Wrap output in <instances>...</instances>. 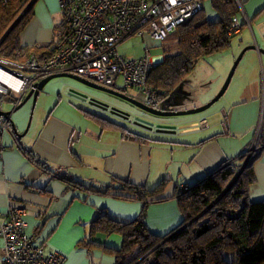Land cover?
<instances>
[{
    "label": "crops",
    "instance_id": "0c3cea01",
    "mask_svg": "<svg viewBox=\"0 0 264 264\" xmlns=\"http://www.w3.org/2000/svg\"><path fill=\"white\" fill-rule=\"evenodd\" d=\"M236 3L243 27L227 54L229 65L245 47L254 44L257 50L246 51L238 63L224 93L225 99L219 101L214 112L217 118L185 117L177 122L175 130L155 131L165 138H151L138 144L122 138L119 130H103L94 119L85 116L87 112L102 117L96 112L76 110L61 101L53 110L45 108V119L36 122L24 136H18L24 133L20 115L16 121L11 115L16 130L11 128L12 134L2 135L0 223L9 208L30 211L24 218L34 245L42 246L45 254L63 255L62 264L115 263L111 250L122 246V237L89 234L91 222L101 212L113 221L129 223L146 205L145 224L151 234L165 236L180 229L183 217L175 200L176 188L191 186L220 165L238 158L253 142L259 124L260 139L264 141V55L258 52L264 48V0H236ZM33 11L20 43L27 47L48 45L53 27L62 18L58 1L36 0ZM215 13L216 18L209 22L219 21ZM42 94L41 91L36 102ZM72 100L82 102L73 97ZM9 108L3 106L2 110ZM56 109L76 114L54 115ZM103 118L124 127L115 119ZM203 121L207 129L192 128ZM24 151L43 163L46 172L31 163ZM260 152L254 164L256 182L250 186V199L254 202L264 201V150ZM113 178L150 190L162 180L168 181L160 194L147 201L120 200L112 195L119 192L105 195L91 190L117 187ZM65 179L80 185L69 184ZM2 247L0 237V251Z\"/></svg>",
    "mask_w": 264,
    "mask_h": 264
},
{
    "label": "trees",
    "instance_id": "16d2710c",
    "mask_svg": "<svg viewBox=\"0 0 264 264\" xmlns=\"http://www.w3.org/2000/svg\"><path fill=\"white\" fill-rule=\"evenodd\" d=\"M35 1L0 0V39L24 12L0 43V59L24 63L34 56L43 60L51 53L49 44L52 38L67 31L64 14L60 11L62 18L53 27L48 45H21L20 37L32 20ZM209 2L217 12L219 21L209 22L203 7L199 13L178 25L160 44L165 58L151 68L147 80L148 87L153 91L170 95L180 83L189 81L194 67L201 59L230 48L232 41L240 33L243 23L238 18L236 0ZM233 18L239 21L236 32H230ZM16 99L12 97L11 100ZM22 100L23 98L20 103ZM85 116L94 119L103 130H119L122 138L130 142L145 144L151 139L144 133L129 131L103 117L87 112ZM260 153L253 155L243 166L226 192L225 189L235 176L228 169L229 161L186 187L183 192L178 191V186L175 200L183 222L177 231L165 236L151 234L145 224L147 206L144 205L139 215L129 223L113 221L105 212H101L91 222L89 234L99 232L122 237V246L118 250H111L114 264H264V201L254 202L250 199V186L256 182L254 164ZM23 154L46 172L45 165L29 151H24ZM65 180L69 184L80 185L75 181ZM167 181L162 180L150 190L145 186L113 178L112 182L117 187L108 186L105 191L91 190L105 195L119 192L112 195L120 200L147 201L160 194Z\"/></svg>",
    "mask_w": 264,
    "mask_h": 264
},
{
    "label": "built area",
    "instance_id": "2783aa9c",
    "mask_svg": "<svg viewBox=\"0 0 264 264\" xmlns=\"http://www.w3.org/2000/svg\"><path fill=\"white\" fill-rule=\"evenodd\" d=\"M59 10L67 24V31L56 35L50 42V55L43 60L30 57L24 63L0 59V71L10 75L16 84L0 81V103L10 106L0 115V156L4 149L2 135L11 133V113L18 106L22 94L28 93L42 78L70 73L78 75L107 88L115 89L117 77L123 80L126 90H133L135 100L152 107L164 97L147 85L152 67L159 64L150 57L146 47L138 59H125L118 53L119 45L132 36L149 37L162 43L178 25L196 15L203 8V0H57ZM239 27L233 18L230 32ZM68 95L87 100V97L69 91ZM16 97L15 101L11 100ZM129 123L139 128L154 131L155 126L141 119ZM207 127L205 121L193 125V129ZM155 131H161L155 129ZM257 131L250 146L245 147L238 158L227 163L228 169L238 175L250 158L263 148L258 142ZM185 186L178 191L183 192ZM31 212L23 208H9L0 223L3 247L1 264H62L64 256L59 253H44L42 246H35L25 216Z\"/></svg>",
    "mask_w": 264,
    "mask_h": 264
},
{
    "label": "rangeland",
    "instance_id": "374dc122",
    "mask_svg": "<svg viewBox=\"0 0 264 264\" xmlns=\"http://www.w3.org/2000/svg\"><path fill=\"white\" fill-rule=\"evenodd\" d=\"M203 7H204L205 17L208 21L216 18V13L211 8L209 0H204ZM160 44H161L160 42L153 41L149 39V37L147 36L145 37L132 36L127 38L119 45L118 53L120 56H123L125 59H138L142 55H144L145 49L146 47H148L150 51V57L152 59H157L159 62H161L162 61L161 58L163 54L160 48ZM227 54H230V48L215 53L213 55L206 56L198 62V64L194 67V71L189 79V82L185 84L184 87L187 90V92L191 94V97L190 99L183 101V103H181L180 106L177 107L176 111H187V110L199 108L205 105L206 103H208L211 99H213L216 96V94L221 89L223 83L225 82L226 77L233 65V63L229 65L230 58L227 57ZM116 84H117L116 89L118 90L124 89L123 80L121 77H117ZM219 85L220 87H218ZM69 91L79 92L80 94L89 98V100L85 99L82 102L73 101L72 97L68 96ZM42 92H43L42 97L40 98V100H37L35 105H33L30 99L18 111L12 114L13 116L12 119L15 121L16 119H18V115H20L19 122H22V126H23L22 133L27 128L30 115H31V120L27 132L29 130H32L36 122L38 121L42 122L45 119L46 117V112L44 111L45 108L49 110H53L54 106L57 105L59 101H61V104H68L69 106L74 107L76 110L77 108H83L84 110H87L89 112H96L102 117L106 116L108 119H115L119 123H121L122 126L126 127L129 131H133V132L138 131L146 134V137H150L154 139L155 138L163 139L165 137L155 134V130L149 131L146 129H141L135 124H132L131 126L130 124H128L129 118L132 119L138 117L144 121H147L148 123L154 122L155 129L157 128V126L176 129L178 124L177 122L185 117H193L194 119L197 117H204V116H206L207 118L209 117L217 118L218 116L214 112L217 110V106L220 103L219 101H224L225 99V97H223L225 95L224 94L210 108L199 114L187 115V116L155 117L144 113L143 111L139 110L138 108L132 106L131 104L127 103L122 99L104 93L102 91L88 88L68 78H55L48 81L44 85ZM130 94L131 96H133L134 92L130 91ZM207 98L209 99L206 101ZM93 100L108 106V109L104 110L102 109V107L92 104ZM3 106L4 105L0 103V110H2ZM111 108L117 109L119 111H123L125 113H129L128 119H123L120 116L111 113ZM53 114L58 116H67L76 113L73 111H61L60 109H56L55 111H53ZM207 128L208 125L207 127L201 130H205ZM109 134L115 135V132H109Z\"/></svg>",
    "mask_w": 264,
    "mask_h": 264
},
{
    "label": "water",
    "instance_id": "95a60500",
    "mask_svg": "<svg viewBox=\"0 0 264 264\" xmlns=\"http://www.w3.org/2000/svg\"><path fill=\"white\" fill-rule=\"evenodd\" d=\"M23 15H24V12L18 17V19L13 23V25L3 35V37L0 39V43L6 38L8 33L14 28V26L18 23V21L21 19V17ZM249 50L256 51L257 49H256V47L253 44V45H249V46H247V47H245L244 49L241 50V52L239 53V55L237 56V58L233 62V65H232V67H231V69H230V71H229V73H228V75L226 77L225 82L223 83L221 89L219 90V92L216 94V96L213 99H211L208 103H206L205 105H203V106H201L199 108H195V109H191V110H187V111H173V110L170 109V107H172L174 105H168L164 109L163 108L158 109V108L148 107V106L144 105L143 103L135 100L133 97H130L129 95L124 94L123 92H120V91H117V90H113V89H109L107 87L99 85V84H97V83H95L93 81H90V80L85 79L83 77H80L78 75H74V74H70V73H58V74H53V75L46 76V77L42 78L41 80H39L38 82H36L34 84V87L28 93H26L25 97H23L24 94H22L23 100L13 110V112L18 111L31 98H32L33 105H35V102H36V99H37L39 93L42 91L44 85L48 81H50L52 79H55V78H68V79L74 80V81H76V82H78V83H80V84H82L84 86H87V87H89L91 89L102 91L104 93L113 95V96H115V97H117L119 99H122V100L126 101L127 103L131 104L132 106H134V107L138 108L139 110L143 111L144 113H147V114L155 116V117L187 116V115L199 114V113L204 112L208 108H210L214 103H216L224 95V93L227 90V88L229 86V83H230V81H231V79L233 77V74L235 72V69H236L238 63L240 62V60L243 57V55L245 54V52L249 51ZM258 52L260 54L264 55V48H260L258 50ZM183 87H184V82L180 83L178 85V87H176L173 90V92L171 93V96L175 95L178 92L184 91ZM184 95L185 96H184L183 100H188L191 97V94L189 92H187V91H184ZM167 100H169V99H167ZM167 100H165V101H167ZM92 103L95 104L96 106L102 107V109H104V110L108 109V106H106L104 104H101L98 101H94L93 100ZM178 105H180V104H176V106H178ZM111 113L116 114V115L120 116L123 119H128V117H129V113H125L123 111H119V110L114 109V108H111ZM8 114H9V112H5L3 110H0V115L6 116ZM30 120H31V115H30L29 122H28L26 130L24 131V133L22 135H18L19 137L20 136H24V134H26V132H27V130L29 128V125H30ZM150 124L154 125V123H150ZM10 128H12L14 131L16 130L15 123H14V121L12 119L10 120ZM164 128H166V127L157 126L156 129L162 130ZM172 130H175V128H173ZM238 176H239V174L234 176V178L232 179L231 183L228 185V187L225 189L224 192L228 191L231 188L232 184L235 182V180L237 179ZM187 224H189V223H187Z\"/></svg>",
    "mask_w": 264,
    "mask_h": 264
},
{
    "label": "flooded vegetation",
    "instance_id": "af4514ba",
    "mask_svg": "<svg viewBox=\"0 0 264 264\" xmlns=\"http://www.w3.org/2000/svg\"><path fill=\"white\" fill-rule=\"evenodd\" d=\"M189 81H186V82H184V87H185V84H187ZM183 87V89H184V91H187L185 88ZM110 89V88H109ZM113 90H116V89H113ZM117 91H120V92H123L124 94H126V95H128V92H130V91H132L133 92V90H126V89H123V90H117ZM184 91H181V92H178V93H176L175 95H173V96H171V94L170 95H166V93L165 92H163L164 93V97L161 99V100H159V101H157L152 107L153 108H158V109H160V108H166V106H168V105H174V106H172V107H170V109L171 110H173V111H176V109H177V107H179L180 105H178V106H176V104H181V103H183V101H185V100H183V98H184ZM162 92V91H161ZM130 97H132L131 95H129ZM171 96V97H170ZM167 99H169V100H167ZM165 100H167V101H165ZM13 101H15V100H13ZM29 101V100H28ZM27 101V102H28ZM19 104H20V101H19ZM18 104V105H19ZM147 114V113H146ZM132 119H140V118H138V117H135V118H132ZM129 121H130V118H129ZM152 123H154V122H152ZM155 125V124H154ZM153 125V126H154ZM155 130V129H154ZM262 150V149H261ZM260 150V151H261ZM259 151V152H260Z\"/></svg>",
    "mask_w": 264,
    "mask_h": 264
},
{
    "label": "bare ground",
    "instance_id": "6f19581e",
    "mask_svg": "<svg viewBox=\"0 0 264 264\" xmlns=\"http://www.w3.org/2000/svg\"><path fill=\"white\" fill-rule=\"evenodd\" d=\"M0 81L1 82H8L10 85L16 84L15 87L18 88L20 83H17L10 75L0 71Z\"/></svg>",
    "mask_w": 264,
    "mask_h": 264
},
{
    "label": "clouds",
    "instance_id": "9594fccd",
    "mask_svg": "<svg viewBox=\"0 0 264 264\" xmlns=\"http://www.w3.org/2000/svg\"><path fill=\"white\" fill-rule=\"evenodd\" d=\"M159 63H160V62H159ZM110 89H111V88H110ZM25 95H26V94H24V96H25ZM24 96H23V97H24ZM23 97H22V98H23ZM22 98H21V99H22ZM11 115H12V114H11ZM257 131H258V133H259L258 142H259V144H260V145H262V146H263V148H262V149H264V143H262V141H261V139H260L261 124H259V127H258ZM256 133H257V132H256ZM239 174H240V173H239ZM235 176H236V175H235Z\"/></svg>",
    "mask_w": 264,
    "mask_h": 264
}]
</instances>
